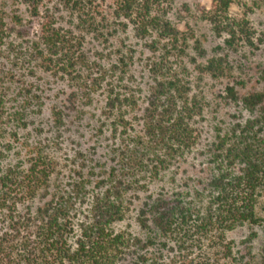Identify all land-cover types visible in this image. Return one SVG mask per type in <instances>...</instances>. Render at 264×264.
Instances as JSON below:
<instances>
[{"label": "rangeland", "instance_id": "374dc122", "mask_svg": "<svg viewBox=\"0 0 264 264\" xmlns=\"http://www.w3.org/2000/svg\"><path fill=\"white\" fill-rule=\"evenodd\" d=\"M159 5L178 39L176 49L166 56L168 76H175L200 106V113L187 121L193 145L170 152L150 143L143 133L142 116L153 85L147 64L158 62L163 53L147 50L153 35L136 37L131 23L114 19L110 13L95 16L97 29H88L64 0H40L36 17L29 15L20 0H0L4 30L0 40V175L24 160L29 150L39 151L53 170L49 185L19 212L41 207L56 190L71 194L70 217L76 236L93 198L117 182L122 219L111 230L136 238L139 248L147 246L129 251L123 264L138 255L145 258L144 264H258L264 241L261 226L238 225L224 232L222 244L215 231L203 237L180 232L161 239L154 231L146 234L137 226L141 212L150 220L148 209L158 199L189 211L192 222L214 212L210 182L217 171L218 159L213 158L217 142L230 136L237 125L255 118V112L227 100L225 89L232 87L239 97L264 92L263 5L236 0L230 7L228 16L245 20L251 37V45L239 41L231 47L225 43L227 35L216 34L203 18L211 0H159ZM47 18L71 42H77L75 56L83 59L74 66L77 83L40 65L37 52H45L38 44L39 30ZM212 60L221 72L216 77L204 70ZM110 93L120 100L132 98L134 103L128 101L107 116ZM118 113L126 121L124 127L115 123ZM121 152L132 154L135 163L122 168L117 158ZM238 168L234 167L235 173ZM76 187L80 189L77 197L72 191ZM256 214L264 220V197L258 200ZM252 232L256 238L249 237ZM224 244H230L229 259L220 249Z\"/></svg>", "mask_w": 264, "mask_h": 264}, {"label": "trees", "instance_id": "16d2710c", "mask_svg": "<svg viewBox=\"0 0 264 264\" xmlns=\"http://www.w3.org/2000/svg\"><path fill=\"white\" fill-rule=\"evenodd\" d=\"M235 1L211 0L210 8L202 12L203 18L216 34L227 35L225 43L228 47L239 41L251 45L246 21L228 16ZM256 1L264 6V0ZM20 2L31 17L38 15L40 0ZM64 2L78 13L79 21L88 29H97L93 24L95 16L104 17L102 14L110 13L114 19L120 18L131 23L136 37L144 39L153 35L154 39L146 45L147 50L153 53L161 50L163 53L158 62L147 64L153 85L142 116L143 133L150 143L170 152L193 145L187 121L200 113V106L195 99H190L188 90L175 76H168L170 65L166 56L176 49L178 39L177 32L160 13L159 0ZM99 2L107 4L101 5ZM1 16L0 10V40L4 31ZM39 34L38 44L43 47L45 55L37 52L36 48L35 51L39 53L43 69L60 72L71 82L77 83L74 66L79 60L83 61L79 54L75 56L77 42H71V38L55 28L49 18L40 27ZM219 69L214 66L213 60L204 68L213 77L221 74L217 72ZM94 83L92 81L91 85ZM111 93L106 103L107 116L119 111L128 101L134 103L132 98L120 100ZM225 98L239 103L249 112H255V118L242 126L237 125L230 136L222 137L217 142L213 153V158L218 159L217 171L210 182L211 190L215 193L212 203L214 212L192 222L189 211L167 206V203L158 199L148 209L150 220L144 212L137 218V226L142 232L149 234L154 231L158 238L167 239L176 237L180 232L185 236L193 234L203 237L215 231L222 244L225 231L249 224L261 226L264 237V220L260 221L256 214L258 200L264 197V92L253 91L239 97L232 87H227ZM177 101H180L178 107ZM115 123L117 127L126 125L121 113H118ZM26 153L24 160L0 175V264H123L129 251L147 247L144 243L139 248L137 245L141 242L136 238L124 233L115 234L111 230L112 225L122 219L120 202L117 200L119 192L115 188L117 182L93 198L77 236L70 217L71 194L56 190L41 207L32 211L26 208L24 212H19L21 206L35 199L40 189L48 188L53 171L39 151L29 150ZM117 158L118 164L124 169L135 163L132 154L121 152ZM236 166L239 168L235 173ZM72 191L76 197L80 194L77 187ZM249 237L256 238V233L252 232ZM148 243H151L150 240ZM220 249L226 254L224 258L231 257L230 244H224ZM144 263L145 258L138 255L126 264ZM258 264H264V241Z\"/></svg>", "mask_w": 264, "mask_h": 264}]
</instances>
